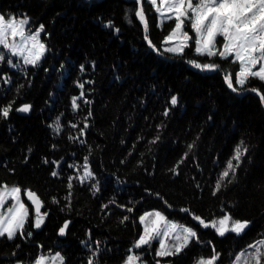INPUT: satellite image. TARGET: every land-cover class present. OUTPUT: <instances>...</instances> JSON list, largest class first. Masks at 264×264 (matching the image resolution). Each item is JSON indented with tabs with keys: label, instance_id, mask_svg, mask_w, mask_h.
Segmentation results:
<instances>
[{
	"label": "trees",
	"instance_id": "16d2710c",
	"mask_svg": "<svg viewBox=\"0 0 264 264\" xmlns=\"http://www.w3.org/2000/svg\"><path fill=\"white\" fill-rule=\"evenodd\" d=\"M0 14L27 17L32 32L43 26L47 48L33 66L0 47V110L11 106L0 115V190L20 187L30 213L23 234L0 238V264L56 254L63 264H126L137 250L149 264H198L214 250L216 264H237L264 241V103L247 90L264 92V82L241 88L239 62L198 55L194 39L183 54L165 51L175 21L160 23L148 0H0ZM241 141L246 155L213 195ZM28 190L43 203L40 228ZM155 212L196 237L170 256L135 247L140 218ZM225 215L247 228L219 235L218 223L193 218Z\"/></svg>",
	"mask_w": 264,
	"mask_h": 264
},
{
	"label": "snow or ice",
	"instance_id": "6c2138e0",
	"mask_svg": "<svg viewBox=\"0 0 264 264\" xmlns=\"http://www.w3.org/2000/svg\"><path fill=\"white\" fill-rule=\"evenodd\" d=\"M137 2L140 3V0H137ZM148 2L156 6V11L162 16L165 13H171L172 15L169 18L175 20V27L165 38L164 43L175 41L177 42L176 47H168L165 51L183 54L184 50L190 46L189 42L194 39L195 51L198 55H207L209 57L218 55L221 59L234 57V62H239L240 70L235 75V84L241 88L249 84L251 78L264 82V0H159L160 6H157V0H148ZM161 6L166 7H163L162 10ZM136 16L140 19L147 32L148 25L143 6L136 12ZM28 25L29 19L27 17L16 20L15 18H5V16L0 15V47L8 50L11 56H22L25 64L35 66L46 51V46L40 39L43 26H40L39 31L32 32ZM189 26L192 32L195 33V38L189 35L186 30ZM9 35L12 37L11 43L8 41ZM218 36L223 37L222 42L217 40ZM17 38H19L18 43ZM145 38L147 39V36ZM149 43L151 45L150 41ZM218 44L220 47H217ZM4 59L5 56L0 55V61ZM192 63L194 67L206 70H214L216 67L213 64L201 65L194 61ZM226 83L233 91H237L231 76H226ZM80 87L83 88V85H80ZM247 90L256 92L261 102L264 103V92L256 87H251ZM171 104H177L175 96L171 98ZM73 107H78L76 99L73 100ZM29 109V105H24L18 108L17 111L27 112ZM10 111L11 106L4 107L0 110V115L7 118ZM246 153L247 147L241 141L235 148L232 159L228 161L226 170L221 173L213 195L221 190L223 182L229 180L230 174L234 176ZM232 161L236 163L233 164ZM84 167L85 176H90L91 172L88 170L87 158H85ZM52 174L56 175L55 172ZM69 187H71V183H69ZM9 193L14 203L7 209V214L0 211V237L6 235L7 239L12 240L17 232L23 234L22 230L28 217V208L20 198V187L8 189L5 186L0 190V209L4 208L6 195ZM24 194L35 206L37 214L35 226L39 228L43 222V215L40 212L43 206L42 201L33 191L28 190ZM149 216H154L155 219L149 220ZM193 218L198 220L204 227H216L218 223L219 227H216V231L219 235H224L227 231L240 234L248 226V222L233 220L228 215H225L218 222H212V224L205 223L198 216ZM140 220L145 227L143 235L140 236L135 244L137 248L149 245L151 240L160 234V224L165 222L166 218L161 213L156 212L142 216ZM229 222H231L230 228L228 227ZM67 227L68 223L66 222L60 229L61 235L65 233ZM176 228L177 225H170L171 230ZM181 231L182 235L177 234L175 236V239L180 241V243L173 246L175 252L166 250L163 241H161V250L157 251L156 255L170 256L179 253L187 247L190 239L197 235L193 229L188 227H183ZM163 235H168V232H164ZM251 247L253 249L251 254L242 253L236 257L237 264H264V241H258ZM138 259L136 256H129L127 264H134ZM218 259L219 254L215 253L214 250V254L210 258L207 260L202 259L199 264H216ZM36 264H63V257L59 254L51 258L41 256L37 259ZM88 264H94V261L90 259Z\"/></svg>",
	"mask_w": 264,
	"mask_h": 264
},
{
	"label": "rangeland",
	"instance_id": "374dc122",
	"mask_svg": "<svg viewBox=\"0 0 264 264\" xmlns=\"http://www.w3.org/2000/svg\"><path fill=\"white\" fill-rule=\"evenodd\" d=\"M157 6H160L159 5V0H157ZM155 8H156V6H154ZM163 7H166V6H161V8H162V10H163ZM158 13V17H159V21H160V23H162V22H165V21H172V20H174V19H171V18H169L172 14L171 13H165V15H161L159 12H157ZM1 15V14H0ZM11 18H13V17H11ZM16 19V18H15ZM17 20V19H16ZM175 21V20H174ZM28 27H29V25H28ZM189 29H191L190 28V26L188 27ZM40 30V28L37 30V31H39ZM187 30V29H186ZM188 32H189V30H187ZM189 35H191L192 36V33H190L189 32ZM40 39H41V36H40ZM217 40L218 41H223V37L222 36H218L217 37ZM8 41H9V43H11L12 42V37L9 35V37H8ZM41 41H42V39H41ZM19 42V38H17V43ZM43 42V41H42ZM191 42V41H190ZM189 42V43H190ZM176 43L177 42H175V41H173V42H169V43H167V47H176ZM217 47H220V45L218 44L217 45ZM46 51H47V48H46ZM46 51L44 52V55H43V57L45 56V54H46ZM17 57H19V58H21L22 59V61H23V57L22 56H17ZM43 57L41 58V60L40 61H42V59H43ZM232 58H234V57H232ZM39 61V62H40ZM24 62V61H23ZM38 62V63H39ZM27 65H31V64H27ZM20 198H21V200L25 203V201H24V199H23V197H22V192L20 193ZM14 203V201L11 199V195H10V193L8 194V195H6V204L4 205V208L3 209H0V211H2V212H4L5 214H7V209L10 207V206H12V204ZM25 205H26V207H27V204L25 203ZM28 208V207H27ZM156 213V212H155ZM150 214V213H149ZM152 214H154V213H152ZM146 215H148V214H146ZM145 215V216H146ZM29 216H30V213H29V208H28V217H27V220L29 219ZM152 219H155V217L154 216H149V220H152ZM27 220H26V222H27ZM36 220H37V214H36ZM26 222H25V224H24V227H25V225H26ZM172 223L169 221V220H166L165 222H161V224H160V234L159 235H157L153 240H151V242H150V244L149 245H146V246H148V247H151V246H154L155 245V247H154V249L156 250V253H157V251H160L161 250V248H160V245H161V241H163V243H164V245H165V249L166 250H170V251H173V252H175V249H174V245H177L178 243H180V241H177L176 239H175V236L177 235V234H181L182 235V228L181 227H177L175 230H171L170 229V225H171ZM43 225V222L41 223V225H40V227ZM39 227V228H40ZM144 227H145V225H144ZM164 232H168V235H163V233ZM1 238V237H0ZM188 245H189V243H188ZM187 245V246H188ZM145 246V245H144ZM136 253V257H138L139 259L138 260H136L135 262H134V264H149L148 263V258L145 256V257H143L142 256V253H141V250H137V252H135ZM157 256V255H156ZM204 260H207V259H204ZM127 264V263H126ZM158 264H164V263H160V262H158ZM199 264V263H198Z\"/></svg>",
	"mask_w": 264,
	"mask_h": 264
},
{
	"label": "water",
	"instance_id": "95a60500",
	"mask_svg": "<svg viewBox=\"0 0 264 264\" xmlns=\"http://www.w3.org/2000/svg\"><path fill=\"white\" fill-rule=\"evenodd\" d=\"M26 202L28 203V205L30 206V207H33L34 208V210H35V206L32 204V202L28 199V197L26 196ZM43 204V203H42ZM43 208V206L41 207V209ZM40 209V210H41ZM226 233V232H225Z\"/></svg>",
	"mask_w": 264,
	"mask_h": 264
},
{
	"label": "flooded vegetation",
	"instance_id": "af4514ba",
	"mask_svg": "<svg viewBox=\"0 0 264 264\" xmlns=\"http://www.w3.org/2000/svg\"><path fill=\"white\" fill-rule=\"evenodd\" d=\"M157 264V263H156Z\"/></svg>",
	"mask_w": 264,
	"mask_h": 264
}]
</instances>
